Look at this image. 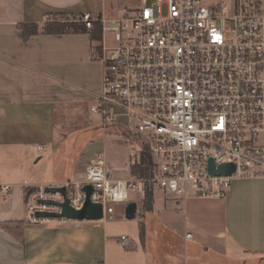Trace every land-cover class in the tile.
Wrapping results in <instances>:
<instances>
[{
  "label": "crops",
  "instance_id": "1",
  "mask_svg": "<svg viewBox=\"0 0 264 264\" xmlns=\"http://www.w3.org/2000/svg\"><path fill=\"white\" fill-rule=\"evenodd\" d=\"M117 12L123 9L115 0H0V264H264L261 180H234L224 198L184 202L141 185L132 194L133 202L140 198L137 218L129 223L28 219L32 195L82 182L87 166L99 158L126 166L130 157L123 164L100 155L85 163L64 158L66 142L77 143L93 124L91 108L104 78L93 55L99 41L93 43L90 33L39 34L25 41L20 27L42 26L50 16L81 22L85 13L114 18ZM124 130L118 132L139 141ZM148 193L151 206L145 205ZM157 202L162 212L147 217ZM154 222L157 237L150 234ZM126 234L130 242L122 246Z\"/></svg>",
  "mask_w": 264,
  "mask_h": 264
},
{
  "label": "built area",
  "instance_id": "2",
  "mask_svg": "<svg viewBox=\"0 0 264 264\" xmlns=\"http://www.w3.org/2000/svg\"><path fill=\"white\" fill-rule=\"evenodd\" d=\"M149 1L119 17L85 13L79 19L89 31L96 24L101 29L103 87L91 112L105 126L127 119L143 146L130 152L126 166L99 158L71 185L68 197L77 210L85 202L82 188L94 187L91 199L103 206L102 221L114 220V205L133 202L144 184L184 202L224 198L234 180L264 182V9L252 11L249 0H239L229 16L225 4L210 9L203 0ZM142 153L151 156L144 179L130 175ZM210 161L217 168L234 165L235 172L213 176ZM120 173L129 176L118 179ZM48 199L63 202L44 190L30 197V222L51 221L38 219V212H60L39 203ZM119 242L127 246L130 238Z\"/></svg>",
  "mask_w": 264,
  "mask_h": 264
},
{
  "label": "rangeland",
  "instance_id": "3",
  "mask_svg": "<svg viewBox=\"0 0 264 264\" xmlns=\"http://www.w3.org/2000/svg\"><path fill=\"white\" fill-rule=\"evenodd\" d=\"M117 7L125 10H135L140 6L149 3V0H115ZM239 0H203V4L212 9L215 5H228L229 6V16H233L237 12ZM252 11L259 12L264 9V0H249ZM123 12H117L116 16H121ZM49 20L53 22H67L74 23V18L67 15H58V16H50ZM109 41V38H108ZM92 127L89 130H86L79 134L77 143L74 144L75 140L69 139L63 150L64 153L68 152L64 158L69 160L74 157L78 160H82L83 163L87 160H91L93 158L105 156L110 158L111 161H115L114 163L123 164L126 163L129 152L132 150H136L137 152H142L143 146L142 144L127 136V134L119 133L118 131H125L124 128L130 129L134 134L136 133L133 127H126L128 120L125 118H120L118 122L105 126L103 123V119L101 115L94 114ZM122 131V132H123ZM91 137V138H89ZM77 144V145H76ZM46 158V156H44ZM69 163V162H68ZM73 185V184H71ZM71 185L67 187L71 188ZM158 196V193L155 195ZM138 197H141L139 194ZM140 203V198L136 199ZM137 203V204H139ZM127 204H115V219L119 221H123L125 223H129L130 221L126 219L125 210ZM163 207L162 204L157 202L154 210H150L147 212V217L157 216L159 212H162ZM131 231H126L125 233L129 234ZM126 234V236H127ZM131 234V233H130ZM150 234H153L157 237L159 234V228L157 222H154L150 227Z\"/></svg>",
  "mask_w": 264,
  "mask_h": 264
},
{
  "label": "water",
  "instance_id": "4",
  "mask_svg": "<svg viewBox=\"0 0 264 264\" xmlns=\"http://www.w3.org/2000/svg\"><path fill=\"white\" fill-rule=\"evenodd\" d=\"M235 172L234 165H222L216 167L213 161L209 163V173L213 176H231ZM69 188L64 187H48L44 192L48 195H61L63 202L55 200H39L40 204L54 206L60 209V212H38L36 217L38 219L49 220H70L77 222H99L104 219L103 206L98 203H94L91 199L94 194V187L92 185H86L82 188V192L85 194V202L80 210L71 206V201L68 197ZM138 214V204L131 202L127 205L125 210L126 219L129 221L135 220Z\"/></svg>",
  "mask_w": 264,
  "mask_h": 264
},
{
  "label": "trees",
  "instance_id": "5",
  "mask_svg": "<svg viewBox=\"0 0 264 264\" xmlns=\"http://www.w3.org/2000/svg\"><path fill=\"white\" fill-rule=\"evenodd\" d=\"M23 31L24 40L27 41L31 36L44 34V35H63V34H86L92 35L93 43L100 41L101 29L99 24H96L93 31H89L82 22H74L72 24L67 22H53L48 21L44 25L38 24H25L20 27ZM100 48L98 46L93 47V55L96 60L99 59ZM151 168V156L147 153L140 154L135 164L132 165L131 170L133 176L144 179L148 176ZM148 186L147 184H144ZM32 191L28 195H32ZM152 196L150 193L147 194L145 205L151 206Z\"/></svg>",
  "mask_w": 264,
  "mask_h": 264
}]
</instances>
